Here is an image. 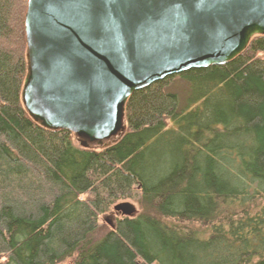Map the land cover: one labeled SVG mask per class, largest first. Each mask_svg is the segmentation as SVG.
Instances as JSON below:
<instances>
[{
	"label": "trees",
	"instance_id": "1",
	"mask_svg": "<svg viewBox=\"0 0 264 264\" xmlns=\"http://www.w3.org/2000/svg\"><path fill=\"white\" fill-rule=\"evenodd\" d=\"M28 5L0 0V264H264V35L135 91L125 133L84 147L23 103Z\"/></svg>",
	"mask_w": 264,
	"mask_h": 264
},
{
	"label": "water",
	"instance_id": "2",
	"mask_svg": "<svg viewBox=\"0 0 264 264\" xmlns=\"http://www.w3.org/2000/svg\"><path fill=\"white\" fill-rule=\"evenodd\" d=\"M26 35L30 116L104 146L125 133L135 91L226 64L264 35V0H29Z\"/></svg>",
	"mask_w": 264,
	"mask_h": 264
},
{
	"label": "rangeland",
	"instance_id": "3",
	"mask_svg": "<svg viewBox=\"0 0 264 264\" xmlns=\"http://www.w3.org/2000/svg\"><path fill=\"white\" fill-rule=\"evenodd\" d=\"M172 91H176L179 93L180 97L182 98V101H184L185 97L187 96V84L185 82H183L181 79H176L175 82H174V85L171 86L170 88ZM76 139V143L80 144V141L78 140V138H75ZM129 202L130 204H133L135 205L137 208V204H135L133 201H123V202H119L118 204H121V203H127ZM117 204V205H118ZM118 214L116 212L111 211L105 215L102 216V221L107 223V225L109 227H112L109 223H108V219H110L111 221H113L115 223L116 221V218H117ZM72 259H68V260H65V261H62L60 262L59 264H72Z\"/></svg>",
	"mask_w": 264,
	"mask_h": 264
}]
</instances>
